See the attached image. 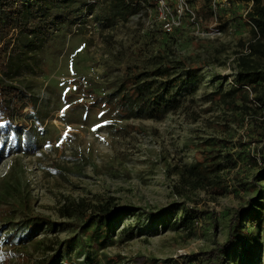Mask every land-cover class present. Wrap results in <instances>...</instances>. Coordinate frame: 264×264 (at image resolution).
I'll list each match as a JSON object with an SVG mask.
<instances>
[{"label":"rangeland","instance_id":"obj_1","mask_svg":"<svg viewBox=\"0 0 264 264\" xmlns=\"http://www.w3.org/2000/svg\"><path fill=\"white\" fill-rule=\"evenodd\" d=\"M213 3L218 5L217 18L208 16L204 2L197 0L191 7L195 20L191 15L183 16L177 27L180 30L173 34V48L198 68L199 79L196 85L189 86L178 96V109L160 119H118L89 106L91 98L76 93L80 87L77 82L84 84L88 78L95 80L98 91H105L106 79H112L116 73L110 71L114 68L122 71L134 60L115 55L144 43V32L149 31L150 26H154V33L160 39L165 37L152 9L150 12L146 9L147 15L142 10L126 24H118L102 33L93 18V9H87L73 28L74 34L63 43L54 42L23 58L22 69L13 81L33 96L31 105L38 112L37 126L42 132L36 135L37 149L32 153L22 151L21 144L28 142L32 133L23 132L21 128H18V148L0 145V208L13 212L11 220L0 222L4 231L23 217L17 209L21 193L31 212L58 223L65 222L59 217V207L74 205L82 198L93 203L113 198L118 206L132 205L150 212L176 202L199 210L207 208L216 214L217 227L213 229L210 219L204 217L195 236L170 228L156 233L142 231L134 240L104 250L106 254H120L127 260L146 257L177 262L182 255L204 251L214 242L226 240L231 214L247 206L255 192L234 193L232 190L238 189L234 173L226 175L232 192L216 200H212L206 190L189 191L187 196L179 197L173 188L180 178L176 168L179 170L194 162V146L210 137L226 136L215 129L217 125L227 124L225 106L212 94L229 91L235 73L243 67L242 58L249 65L258 64V69L264 64V60L248 55L247 44L253 37V29L243 17L250 4L241 0H213ZM216 30L221 35L213 34ZM25 108L18 113L15 122L32 129L30 121L34 119L26 113L31 106ZM107 123L115 127L139 126L145 132L114 131ZM228 124L229 137L236 140L243 134L245 126L241 128L237 122ZM15 141L14 136L11 144ZM260 146L252 143L250 148ZM256 172L255 168L245 170L242 178L250 182ZM14 187L17 192L13 191ZM7 221L10 224L7 225ZM127 222L133 224L134 218L129 217L120 226ZM69 235L66 227L60 225L53 231L45 228L36 237L45 236L50 243ZM259 244L252 264H264V235L260 234ZM6 248L0 241V251ZM41 252L30 246L28 255L31 257L26 264L38 262ZM0 264L7 263L0 259Z\"/></svg>","mask_w":264,"mask_h":264},{"label":"trees","instance_id":"obj_2","mask_svg":"<svg viewBox=\"0 0 264 264\" xmlns=\"http://www.w3.org/2000/svg\"><path fill=\"white\" fill-rule=\"evenodd\" d=\"M200 1L204 2L208 16L218 17V5L213 0ZM241 1L250 4L243 17L253 29V37L247 44L248 55L264 60V0ZM196 2L187 0L190 8ZM152 4L153 0H0V145L18 148V128H21L23 132L32 133L29 141L21 144L22 151L32 153L37 149L36 135L42 132L37 126L38 112L31 105L33 96L13 81L22 69L23 58L54 42L63 43L74 34L73 28L87 9H93V18L102 33L118 24H126L142 10L146 13V8ZM150 27L144 32V43L115 55L134 60L122 71L118 72L116 68L110 71L116 73L112 79H106L105 91H98V85L91 78L84 80V84L77 82L80 87L76 93L90 97L89 106L118 119L132 120L160 119L178 109V96L189 86L197 84L198 68L190 65L173 48V34H177L179 28L173 33L162 31L165 37L161 40L154 33V26ZM242 62L243 67L235 73L229 91L212 94L225 106L227 124L217 125L215 129L226 136L210 137L194 146V162L179 170L176 168L180 178L173 186L179 197L187 196L189 191L206 190L212 200L232 191L255 192L247 206H241L231 214L225 241L214 242L212 247L201 252L182 255L177 262L146 257L127 260L120 254H106L104 250L108 246H122L142 231L156 233L159 229L170 228L195 236L204 217L210 219L213 229L217 227L216 214L207 208L199 210L176 202L150 212L132 205L118 206L113 198L101 203L82 198L74 205L59 207V217L65 222L58 223L31 212L28 202L18 192L17 209L23 217L6 231L0 226V241L7 247L0 251V259L7 264L29 263L28 249L33 246L42 250V258L35 264H252L259 252V236L264 235V64L258 69V64L249 65L243 58ZM27 105L31 110L26 113L34 119L32 129L27 124L18 126L15 122L18 113ZM81 109L84 110L82 106ZM232 122H237L241 128L245 126L243 134L236 140L227 135L230 132L228 123ZM107 126L127 134L145 132L144 128L133 125L115 127L107 123ZM14 136L16 141L11 144ZM252 143L261 146L251 150ZM250 168L257 169V172L248 182L242 178V173ZM231 173H234L238 186L232 191L226 180V175ZM13 191L17 192V188L14 187ZM12 216V211L0 208L1 223L11 220ZM129 217L134 218L133 224L127 222L121 227ZM60 225L66 227L70 233L68 237L50 243L45 236L36 237L45 228L53 231Z\"/></svg>","mask_w":264,"mask_h":264},{"label":"built area","instance_id":"obj_3","mask_svg":"<svg viewBox=\"0 0 264 264\" xmlns=\"http://www.w3.org/2000/svg\"><path fill=\"white\" fill-rule=\"evenodd\" d=\"M146 9L147 12L153 10L165 33H172L179 27L180 20L185 15H191L192 19L195 20L194 13L188 6L187 0H153V4ZM213 34L221 35V32L216 30ZM31 124H33L32 121H30Z\"/></svg>","mask_w":264,"mask_h":264}]
</instances>
